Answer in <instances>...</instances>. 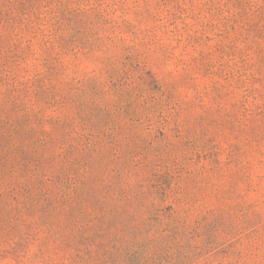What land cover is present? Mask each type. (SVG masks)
Returning a JSON list of instances; mask_svg holds the SVG:
<instances>
[{"label": "rangeland", "instance_id": "rangeland-1", "mask_svg": "<svg viewBox=\"0 0 264 264\" xmlns=\"http://www.w3.org/2000/svg\"><path fill=\"white\" fill-rule=\"evenodd\" d=\"M0 264H264V0H0Z\"/></svg>", "mask_w": 264, "mask_h": 264}]
</instances>
